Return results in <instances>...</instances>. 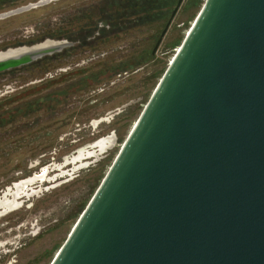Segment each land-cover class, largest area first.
Segmentation results:
<instances>
[{
	"label": "water",
	"instance_id": "water-1",
	"mask_svg": "<svg viewBox=\"0 0 264 264\" xmlns=\"http://www.w3.org/2000/svg\"><path fill=\"white\" fill-rule=\"evenodd\" d=\"M50 264H264V0H204Z\"/></svg>",
	"mask_w": 264,
	"mask_h": 264
},
{
	"label": "rangeland",
	"instance_id": "rangeland-1",
	"mask_svg": "<svg viewBox=\"0 0 264 264\" xmlns=\"http://www.w3.org/2000/svg\"><path fill=\"white\" fill-rule=\"evenodd\" d=\"M39 1L17 0L0 9V14ZM99 1L47 0L0 17V51L26 43L57 17L87 10ZM203 2L184 0L154 52L165 20L115 32L77 47L50 62L48 65L54 69L44 75L39 68H31L0 77V115L8 109V118L4 114L0 120V195L45 168L42 177L26 184L15 197L23 206L33 203L22 221L11 227V220L0 216V264H50ZM86 74L94 77L88 81L90 85H77L75 82ZM58 75L62 76L58 85H75L59 102L54 116L37 109L23 117L16 108L44 89L38 85L39 80ZM102 138H112V143L104 152H98L95 142Z\"/></svg>",
	"mask_w": 264,
	"mask_h": 264
},
{
	"label": "flooded vegetation",
	"instance_id": "flooded-vegetation-1",
	"mask_svg": "<svg viewBox=\"0 0 264 264\" xmlns=\"http://www.w3.org/2000/svg\"><path fill=\"white\" fill-rule=\"evenodd\" d=\"M110 1L111 0H101L97 3L91 4V6L87 10L82 9L78 11L79 13H67L64 17H57L53 22L50 21V18V23L47 26L42 27L34 38H29L26 43L6 48L5 50L16 49L23 46H32L42 43L46 40H51L54 42L66 41L70 43L62 47L59 51H55L50 54H45L40 58L32 61L31 63L2 70L0 71V77H5L11 74L14 75L15 73H19L22 71H28L31 68H39L40 70H42V73L44 75L46 72L50 70L52 71V69H54L53 66L48 65L50 62L57 61L64 55H69L77 47L89 45L91 42L95 41V39L107 37L115 32L118 33L121 30L122 26L126 24V22L122 17L118 16L120 14L117 12V10H119L120 8L115 6H107V3ZM178 2L179 0H176V3L173 4L171 10L168 13L167 18L162 19L166 22L163 30L168 29L175 14L177 13L184 0H181L179 4ZM14 4L15 0H0V9L10 7ZM101 5L104 6L103 10H97L96 8ZM137 27L134 26L133 28ZM93 78L94 77H92V75L86 74L82 78H80L79 82L77 81L75 83L80 86H89L90 84L88 83V81ZM61 79V75L54 76L52 79L41 78V80H39L38 85L43 87L44 89H48L46 91H44L43 89L42 91L35 93L31 99H25L23 104H20V106L25 110L23 117L29 116L32 111L37 109H44L46 110L45 113H52L50 114L51 117L54 116L59 102H62L63 98L66 99L68 97L70 93L69 91L75 85V83L67 85L64 84L63 86L58 85L59 83H61ZM37 99H39V102L36 101ZM100 141L101 139L95 142L96 149L98 152H104L111 145L112 138H109V142L102 146L99 145ZM44 171L45 168H43L39 172V175L25 178L17 183H14L12 186L6 188L4 193L2 192L3 194L0 195V216L4 217L5 215L8 219L11 220L9 226L15 227L18 223H20L24 218V215L26 214L25 212L27 210H30V208L33 206V203L28 204L27 206H23L20 202H17L15 197H17L18 192L21 189L25 188L26 184H28L29 182L42 177ZM6 195H10L13 198L9 200L7 197H5ZM22 213L23 215H20ZM15 215L18 218L16 217L14 219ZM20 233L23 235L25 231L22 230ZM23 237H25V235Z\"/></svg>",
	"mask_w": 264,
	"mask_h": 264
},
{
	"label": "trees",
	"instance_id": "trees-1",
	"mask_svg": "<svg viewBox=\"0 0 264 264\" xmlns=\"http://www.w3.org/2000/svg\"><path fill=\"white\" fill-rule=\"evenodd\" d=\"M16 1L17 0H15V2ZM175 3L176 0H111L107 3V6L120 8L117 12L121 16H118L122 17L126 22L120 31H125L134 26L137 27L167 18L169 11ZM103 7L104 6L101 5L96 9L102 11ZM36 101L39 102V99ZM16 110L22 112L24 116V108L19 106ZM2 112L4 113L0 115V120L4 118V114V116L8 118V109L3 110Z\"/></svg>",
	"mask_w": 264,
	"mask_h": 264
},
{
	"label": "bare ground",
	"instance_id": "bare-ground-1",
	"mask_svg": "<svg viewBox=\"0 0 264 264\" xmlns=\"http://www.w3.org/2000/svg\"><path fill=\"white\" fill-rule=\"evenodd\" d=\"M109 142V138H103V139H101V141L99 142V145H105V144H107Z\"/></svg>",
	"mask_w": 264,
	"mask_h": 264
}]
</instances>
